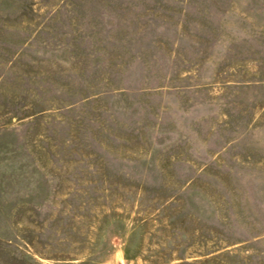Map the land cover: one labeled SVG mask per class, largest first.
Instances as JSON below:
<instances>
[{"label": "rangeland", "instance_id": "rangeland-1", "mask_svg": "<svg viewBox=\"0 0 264 264\" xmlns=\"http://www.w3.org/2000/svg\"><path fill=\"white\" fill-rule=\"evenodd\" d=\"M0 264H264V0H0Z\"/></svg>", "mask_w": 264, "mask_h": 264}]
</instances>
